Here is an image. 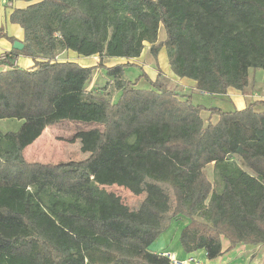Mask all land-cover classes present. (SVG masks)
I'll return each mask as SVG.
<instances>
[{
  "label": "trees",
  "instance_id": "trees-1",
  "mask_svg": "<svg viewBox=\"0 0 264 264\" xmlns=\"http://www.w3.org/2000/svg\"><path fill=\"white\" fill-rule=\"evenodd\" d=\"M17 1L28 4L10 15L24 48L11 53L34 66L0 58V122H21L0 134V264H173L149 251L170 211L160 185L173 192L176 221H189L179 238L186 254L215 260L222 239L229 251L264 245V101L226 112L194 105L160 70L155 80H125L148 44L157 63L165 49L174 75L196 92H243L249 70H264V0ZM68 51L101 62L59 61ZM105 58L126 62L107 67ZM96 70L120 93L116 102L88 91ZM142 80L148 89L136 88ZM63 123L90 126L66 140L88 158L28 163L24 151ZM113 186L135 196L145 187L148 204L129 209L105 190Z\"/></svg>",
  "mask_w": 264,
  "mask_h": 264
},
{
  "label": "rangeland",
  "instance_id": "rangeland-1",
  "mask_svg": "<svg viewBox=\"0 0 264 264\" xmlns=\"http://www.w3.org/2000/svg\"><path fill=\"white\" fill-rule=\"evenodd\" d=\"M165 34L166 33L164 28L161 27L159 30V42H163ZM60 55L58 57L59 61L76 60L74 55H72V57L70 58L69 54L65 52L61 53ZM90 59L91 60L89 61V66H96L101 62L98 56H94ZM160 60L163 66V58H161V55ZM102 62L107 67H112L118 64H123L126 61L124 59L105 58ZM132 63L137 65V68H129L126 70V81L133 82L142 73H146L149 76L156 77L158 75L159 70L162 71L159 65V59L157 63L150 52V47L148 44L145 46L144 55L139 60L132 61ZM1 70L2 69H0V71ZM260 70L261 69L250 70V85L249 87L247 86L248 89L246 92H252L253 100H264V70ZM259 73L263 74L260 75ZM166 78L167 85L170 89L176 91L180 95L186 94L192 96V101L194 105H202L208 108L217 107L226 112L234 110V107L231 105V103L227 99L222 98L221 96H206L205 94L198 93L196 91L184 90L182 89V86L180 85L177 79L171 80L168 76H166ZM136 88L148 89L149 85L146 81L142 80L137 84ZM88 89L93 91L94 94L103 95L105 97L110 98L113 102H116L120 96V93L115 90L111 80L107 78L104 70H96L94 72L93 77L88 84ZM202 117L204 120H207L210 117V114L208 112H204L202 114ZM216 118L217 117H212L214 121H216ZM20 125L21 122L17 120L1 121L0 134H5L9 131H17ZM89 127L90 126H84L77 123H63L48 128V131L45 133L43 139H41L38 144L24 151V158L28 163H39L44 165H58L60 163H65L69 161H81L80 159H83L85 156L87 157L88 155L83 154L80 148L76 146H68L65 143V140L71 135H73L75 132L81 129H88ZM235 160L233 161L235 162ZM236 162L241 165V161L239 159H237ZM205 172L211 181L215 180L213 165L207 167L205 169ZM160 186L168 197L170 211L167 214L162 215L161 225L162 230H165L160 234L159 238L150 246V249L153 250H159L162 246H165L167 244L170 245L171 249L176 247V244L179 245L180 234L185 226L184 223L177 222L176 218H174L173 210L175 207V197L171 188L166 185ZM105 190L107 192L114 193L119 196L122 199L123 203L133 211H137L140 207L148 204V193L145 187H143V192L139 196H135L128 190L117 186L106 187Z\"/></svg>",
  "mask_w": 264,
  "mask_h": 264
},
{
  "label": "crops",
  "instance_id": "crops-1",
  "mask_svg": "<svg viewBox=\"0 0 264 264\" xmlns=\"http://www.w3.org/2000/svg\"><path fill=\"white\" fill-rule=\"evenodd\" d=\"M12 7H9L4 0H0V58L6 55H9L10 58L14 61L15 66L29 69L34 66V61L30 58H26L23 55H15L12 54L13 50V44L8 41L3 34H6L9 37L15 38L16 41H19L21 43L24 42V31L19 25L12 24L10 22V15L12 14L13 10L16 8H26L28 6L27 3L22 2V1H17L14 0L12 1ZM4 30V31H3ZM165 40V38H164ZM163 40V41H164ZM24 44V43H23ZM150 47V46H149ZM69 54L70 58L72 55L75 56L76 60L75 62H78L80 65L85 66V67H90L89 66V61L91 60L90 58H84L78 56L76 53L68 51L65 52ZM145 49L141 55V57L144 55ZM160 55L161 58H163V66L161 64L160 60ZM166 50L163 49L159 53V65L163 73L168 76L171 80L172 79H177L182 86V89L184 90H191L195 91V85L196 83L193 80L187 79V78H178L177 76L174 75L172 72L170 65H169V60L168 57L166 56ZM62 56V55H60ZM140 57V58H141ZM135 59V60H139ZM133 60V61H135ZM132 62V61H131ZM263 71V70H260ZM156 74V73H155ZM171 74V75H170ZM260 75L263 73H259ZM264 75V74H263ZM155 76V75H154ZM157 77V76H156ZM156 77L150 76L152 80H155ZM175 81V80H174ZM250 85V70H249V83L248 87ZM248 87L243 91H237L234 89H229L227 94L224 96H221L222 98L227 99L231 105L234 107V110H243L245 109L249 104L254 103V102H259V101H264V100H253V94L252 92L247 93ZM88 91H91L88 89ZM245 92V94H244ZM186 95V94H185ZM207 96V94H205ZM245 95V96H244ZM217 97V96H216ZM229 112V111H227ZM213 122H217L218 118H216V121L212 119ZM48 131V128L43 132L41 137L37 139L31 146H29L27 149L33 147L34 145L38 144L41 139H43L45 133ZM72 136V135H71ZM70 136V137H71ZM69 137V138H70ZM67 138L66 140H68ZM65 140V143L68 146H76L78 148L81 147L79 141H77L75 144H70ZM86 155V154H85ZM88 158V156L84 157L83 159ZM185 224V226L189 223L188 220H182L180 221ZM165 229L161 230L162 232ZM230 243L226 239H222V251L223 254L212 261L207 260L206 258V252L205 251H198L192 254H186L179 242V245L176 244V247L170 248V245L167 244L165 246H162L159 250H153L149 248V251L152 253L160 254V255H165L170 260L176 259L178 262H184L189 260L190 258H195L198 262V264H264V245H258V246H253V245H240L236 247L234 250L229 251Z\"/></svg>",
  "mask_w": 264,
  "mask_h": 264
},
{
  "label": "built area",
  "instance_id": "built-area-1",
  "mask_svg": "<svg viewBox=\"0 0 264 264\" xmlns=\"http://www.w3.org/2000/svg\"><path fill=\"white\" fill-rule=\"evenodd\" d=\"M4 2L9 6L12 7V1L11 0H4ZM173 264H198L197 260L195 258H190L187 261L184 262H178L176 259L172 260Z\"/></svg>",
  "mask_w": 264,
  "mask_h": 264
},
{
  "label": "water",
  "instance_id": "water-1",
  "mask_svg": "<svg viewBox=\"0 0 264 264\" xmlns=\"http://www.w3.org/2000/svg\"><path fill=\"white\" fill-rule=\"evenodd\" d=\"M24 48V44L19 42V41H15L13 44V49L16 51H22Z\"/></svg>",
  "mask_w": 264,
  "mask_h": 264
},
{
  "label": "bare ground",
  "instance_id": "bare-ground-1",
  "mask_svg": "<svg viewBox=\"0 0 264 264\" xmlns=\"http://www.w3.org/2000/svg\"><path fill=\"white\" fill-rule=\"evenodd\" d=\"M169 235V234H168Z\"/></svg>",
  "mask_w": 264,
  "mask_h": 264
}]
</instances>
